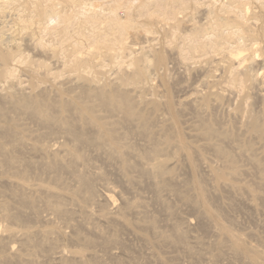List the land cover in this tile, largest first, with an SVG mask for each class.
<instances>
[{
	"label": "rangeland",
	"instance_id": "obj_1",
	"mask_svg": "<svg viewBox=\"0 0 264 264\" xmlns=\"http://www.w3.org/2000/svg\"><path fill=\"white\" fill-rule=\"evenodd\" d=\"M127 1L132 9L118 16L130 20L131 30L105 37L111 0H0V150L9 153L0 157V237L40 231L82 264H264V0ZM16 30L18 45L10 39ZM238 49L246 50L244 59L233 63L229 56ZM139 60L142 77L135 76ZM94 92L128 96L148 128L98 108L94 126L85 123L91 146L75 148L61 126L31 119L14 102L31 95L56 116L66 105L70 118L82 93L98 105ZM111 127L120 145L93 147ZM50 152L78 155L76 170L92 178L98 195L112 191L111 211L130 226L65 224L34 194L36 206H21L12 192L26 185L76 210L109 212L103 202L74 195L77 173L26 168L41 167ZM147 152L153 156L144 159ZM155 159L166 166L164 178L142 174ZM131 205L141 216L122 217ZM3 209L18 219H6ZM152 226L159 234L178 230L184 246L160 242ZM47 245L33 239L28 250L13 242L20 256L40 264L52 263Z\"/></svg>",
	"mask_w": 264,
	"mask_h": 264
},
{
	"label": "bare ground",
	"instance_id": "obj_2",
	"mask_svg": "<svg viewBox=\"0 0 264 264\" xmlns=\"http://www.w3.org/2000/svg\"><path fill=\"white\" fill-rule=\"evenodd\" d=\"M111 2H112V7L110 8L107 17V26L109 33L107 34L106 32L105 37H108L107 35H110L109 37H111L112 36L111 34L119 35V36L126 35L127 32L131 30L132 26L130 24L129 19L122 20L118 16V10L124 8L129 12L132 9L133 4L132 2L129 1L124 3L123 0H111ZM83 10L84 8H81L79 10L80 15L82 14L84 15V13H86L84 12L86 10L84 11ZM47 12L54 13L55 10H50ZM248 12L249 11H247L246 13ZM38 14L41 18L49 17V14H47L44 10H40ZM60 17L62 18L63 23L65 24H68L71 20V17L66 14L60 15ZM87 21L91 22L90 24L93 25L95 24V22L97 23V21H95V18H90V19L88 18ZM19 35L20 33H18L17 30L12 31L10 34L11 42L12 43L14 42L15 45H18L15 42L17 40V36ZM245 51H246L245 49H238L236 52L235 51L232 52L229 56V60L233 63L237 61H240L241 63V59H244ZM12 58H16V57L12 55ZM77 59H80V57H78ZM4 60L6 61L7 59ZM140 62L141 60H139L138 65L136 67L135 76L137 77H142L143 74V67L141 66ZM244 63H246V61ZM19 83L21 85V82ZM94 93L95 94L93 95V98L98 101V105L91 106L89 104V98H88L89 95L84 96V93H82L79 98L82 101V103L79 105L78 109L73 110L72 117L70 118L66 114L67 112L66 105H62L59 107L60 115L56 116L53 113L52 108L48 104L39 103L38 101L33 99L31 95H27L23 93L20 96H18V98L15 99L14 102L15 105L18 106L21 109V111L27 116H29L31 119L38 120V122H41L44 125H50L55 122L56 124L61 126L63 131L62 133L67 135L69 141L71 140L70 142L73 143L75 148H83L86 146H91L90 138L87 134L85 123L94 126L93 125L94 121L98 119L96 113L98 111L97 110L98 108L121 113L122 115L120 116L121 118L120 121L122 122L134 124L135 121H137L139 123L140 129L145 130L146 128H148L147 118L137 113L132 103V99H130L128 96H125L121 92H115L110 94L109 96L105 95L102 92H94ZM87 113H89L90 116H87L86 115ZM71 129L78 131V136L76 137L72 135L68 136L70 135L69 133L72 132ZM204 133L208 137L212 135L211 129H205ZM106 135H107V140L105 142L101 141L100 138L98 137L93 138L95 141L92 144V146L103 147V146L120 145V135L115 127H111L107 129ZM58 153L56 152L48 153V155H46L47 156L46 158L49 161L46 160L47 161L46 163L42 162L41 167L38 166V162H36V164L30 162L26 166V168L33 167L36 170L40 169L41 171H43V173L46 172L47 174H52V175L63 170H69L71 173H77L75 175L76 187L73 191L74 195L77 197H82L85 203H95L100 205L101 202H103L107 205V207H110L109 212L101 217L89 210H76L72 207H69L70 205L62 203L59 200L60 198L57 197V195H55L53 192L46 189L34 190L32 189V187L26 185H20L19 190L12 192V196L18 200L19 204L23 207L33 208L34 206L37 205L36 203L38 202L39 198L42 196L47 200V202H45L46 210L51 214H55L61 217V219L64 221L65 224L76 226L74 223H78L79 225H82L92 230L104 226L112 227L114 224H123L125 226H130L128 225L129 223L125 221L124 218H119V216H117L118 214L117 211H111V207H114L115 204V199L114 196L112 195V191L108 187H105V191L101 195H98L92 178H90L87 174H84V172L77 171L78 170L77 162L79 161L78 155L74 153H70L67 159V157L65 158L61 157V155L63 154L60 155ZM123 154L127 155V153H123ZM115 155L121 156L122 153H115ZM8 156L9 153L7 151L0 150V157H8ZM151 156H153V153L147 152L146 155H144V159H148ZM43 158L45 159V157ZM41 160L43 159L41 158ZM7 164L12 165L13 164L12 160H7ZM145 166L146 167H144L142 170L143 175L150 176L151 178H164L166 175V166L160 160L155 159L153 160V163L146 164ZM156 188L159 190L161 189L159 185H157ZM30 194L38 195L39 198L36 199L34 197L33 199V197ZM97 198H100L99 202ZM73 205L74 204H72V206ZM141 214L142 213H140V211L137 209L135 205H131L130 207L128 206V210L126 211L125 214H122V217L124 216L126 218L127 215L141 216ZM3 216L9 220L18 219V217L14 215L7 214L6 209H3ZM44 221L48 222L49 219L45 218ZM185 221H186L185 223L186 227L188 229L191 228L192 225L190 221L189 220H185ZM150 230H152V232L155 234L158 233V230L153 226L150 227ZM0 233H1V227H0ZM157 235L160 242H167V243L176 242L177 245L184 246L183 235L180 234L178 230H175L172 235L159 234V233ZM33 239H36L40 242H45L46 244H48L47 246L49 247V249H52V253L49 258L50 261H52L51 264H82L81 259H79L75 255L73 256L65 255V252L61 247L52 244V242H50L51 241L50 237H48L47 235H45L40 231H28L22 233L8 232L5 235H3V237H0V252L2 253V257H0V262L2 263L8 262L9 264H38L40 261L38 260L39 261L38 262L35 256L29 255L28 258L20 256L13 246V242H15L21 244L22 247L25 246V248H28V250H30L31 241ZM77 240L79 242L82 241L87 246H91L93 244L92 241L86 240L85 238L82 239L78 237ZM9 241H13V242H9ZM111 256L112 258H116L114 255Z\"/></svg>",
	"mask_w": 264,
	"mask_h": 264
}]
</instances>
